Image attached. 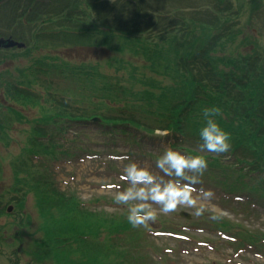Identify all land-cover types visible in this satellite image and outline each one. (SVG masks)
Wrapping results in <instances>:
<instances>
[{
	"label": "trees",
	"instance_id": "obj_1",
	"mask_svg": "<svg viewBox=\"0 0 264 264\" xmlns=\"http://www.w3.org/2000/svg\"><path fill=\"white\" fill-rule=\"evenodd\" d=\"M45 1L48 0H42ZM151 1L59 0L61 8H24L25 4H21V8H17V5L12 8L7 23L0 31L14 33L16 41L23 40L26 49L0 50L3 53L0 54V64L3 58L15 61L25 58L31 50H37L42 35L46 44L41 46L46 49L62 44L94 46L96 42H101V45L111 43L116 51L123 52L125 58L141 57L150 62L149 66L142 67L128 64L131 72H137L136 75H130V79L138 83L146 80L141 85L149 90L134 91V87L130 86L126 95L142 102L122 100L119 97L113 99V94L94 88L87 95L78 93L80 98L76 102H82L85 98L88 103V107L75 106L82 109L81 112L73 108L69 112L67 106L64 109L62 105L56 104L50 98L52 93L49 87L44 88L43 94L21 88L27 80L28 88L32 83L29 77L19 74L23 70L17 71V76H13L8 69L0 70V88H8L7 93L16 104H22L29 97H39L49 107L45 108L43 103L37 104L35 101L38 100H33L32 104L43 108L40 114L49 115L45 120L55 119L56 123L52 130L45 129L46 126L38 128L37 123H41L36 118L27 117L9 104L4 107L0 104V116L7 118L9 127L12 126L9 123L11 120L21 125L17 129V134L22 137L21 149L14 158L15 165L18 167L21 160V168L24 165L30 168L35 165L47 169L61 155L69 156L70 151L61 148H65V143L70 142V139L59 137L64 131L62 126L68 121H90L101 135H109L111 141L115 133L136 137L138 131L155 135L156 130H162L169 131L167 137L172 139L169 142L172 150L183 151L186 155H202L207 160L205 173L209 180H217L220 185L244 191L250 197H264V47L244 32L246 26L240 25L239 11L229 0L202 3L198 1L204 0H181L190 6L184 11L170 13L162 12L156 8V4L149 6ZM170 1L164 0L167 5ZM10 3L11 0H0V9ZM33 38L36 41L32 43ZM59 40L63 43L55 42ZM116 58L126 63L121 54ZM42 59L39 58L40 61ZM54 59L56 57H51V60ZM32 68L30 66L26 69L32 73ZM48 68L50 72L57 66L49 65ZM76 68L73 66V69L68 67L66 70L70 74ZM146 71L163 74L165 79L157 81L149 77ZM19 98L24 99L19 101ZM2 99L8 103L4 95ZM118 102L121 105H116ZM214 106L221 109V115L214 119L230 134V150L216 155L185 147L186 140L190 142L188 146L202 143L199 130L205 123L203 110ZM95 117L100 118V122H93ZM47 131L56 132L45 137ZM165 150L160 151L164 153ZM34 157H39L40 165L32 162ZM11 159L13 161V157ZM23 179L15 180L17 186L8 187L5 191L16 192V197L32 193L38 205L49 200L57 202L60 194L50 188L42 175H33L29 179L25 176ZM62 196L60 200L63 203L67 198ZM0 198L12 200L13 196H6L3 192ZM67 202L76 208L83 206L73 199ZM55 216L63 220L60 210L50 218ZM61 221L53 226L62 229ZM46 222L40 226L45 233L43 228H47ZM104 223L105 227L95 230L94 235L75 234L72 228V231H58L59 236L54 238L58 243L53 247L54 251L68 249L55 254L50 249L45 255L57 256L60 260L57 264H74L75 260L79 264H87L86 246L81 244V239L87 241L88 237H94L97 240L101 236V249H95L100 251V255H97L101 257V264H124L123 259L128 253L125 245H130L132 250L139 246L140 231L129 224L127 214H113L109 225ZM211 223L221 229L230 227L227 222L213 220ZM241 235L243 240L254 244L263 236L250 232H242ZM94 244L98 245V242ZM73 245L77 249L71 252ZM257 247L262 248L260 242ZM136 261L139 262L140 257ZM144 263L142 261L139 264Z\"/></svg>",
	"mask_w": 264,
	"mask_h": 264
},
{
	"label": "rangeland",
	"instance_id": "obj_2",
	"mask_svg": "<svg viewBox=\"0 0 264 264\" xmlns=\"http://www.w3.org/2000/svg\"><path fill=\"white\" fill-rule=\"evenodd\" d=\"M206 1L209 0L198 1V3ZM154 2L156 8L166 13L176 10L184 11L185 8L190 6L189 3L181 0H172L168 5L163 0H154ZM233 2L234 6H236L239 11V18L241 20L240 25L246 26L244 32L247 33L251 39L258 41L264 47V0H233ZM12 5L16 6V4H6V6L0 9V28L7 23L11 14ZM208 5L210 6L209 2ZM10 30L12 31V28ZM11 35L14 38H12ZM9 38L16 41L14 33L9 34L8 31H0V50H10L13 48L19 50L26 45L16 44L15 46L14 43H12L14 41L8 40ZM34 41H36L35 38L32 39V43ZM59 41L60 42H55L60 44L63 43L62 40ZM17 42L23 43L24 41L17 40ZM45 44L42 35L38 41V49L30 51V58L25 57L15 61L3 58L0 64V70L8 69L13 76H17V71L32 66L33 78L35 77V70H38V84L34 85L33 90L43 94L45 92L44 88L49 87L52 93L50 98L53 99L56 104L62 105L64 109L67 106L69 112H71L72 108L74 110L78 109L80 112L82 111V109L74 106L76 104L73 102V97L78 92L89 87L101 85L103 88H110L111 91L116 90L119 94H126V90H129V84L122 78L126 77L129 71L131 72L127 64L131 65L134 63L138 67H142L143 65L149 66L150 64V62L145 61L141 57L139 59H136L137 57L131 59L130 57H126L127 64L124 68H121L119 66L121 62L116 58V56L119 55L115 54L114 45L112 44H109L106 48H85L83 46L78 47L62 44L50 49L41 46ZM45 52L50 53L52 56H56V65L60 67L56 73V77L50 80H45V76L39 70L43 67L42 65L53 62V60L47 59L44 54ZM0 54L3 53L0 52ZM41 57H43V59L40 61L39 58ZM82 62L85 63L89 74L78 77V75L70 76L68 73H64L63 76L59 77L63 71L67 72V64L68 66H78ZM143 70H145V68H143ZM76 71L84 72V70L79 69H76ZM146 72L149 77L157 81L162 82L165 79L163 74H157L153 71ZM21 74L24 73L21 71ZM101 76H103L104 79H102ZM166 79L168 80V78ZM139 85L140 84H136L133 87ZM159 86L163 87L160 84ZM7 89L0 88L1 104H9L11 107L15 108V110L23 112L27 117L36 118L37 122L41 123V125L37 123L38 128H41V126H46L45 129L48 130L55 128V119L45 120L49 115L40 114V110L43 108L32 104L33 100H38L35 102L37 104H42L41 98L29 97L22 104H16L7 93ZM132 89L134 91H144L148 88L138 87ZM105 92L108 93V90H105ZM154 92L158 93L157 90H154ZM82 94H87V92ZM111 94L113 93L111 92ZM3 95L8 103L3 101ZM23 99L24 98H19V101H23ZM129 99L134 102H142L140 100L135 101L132 98ZM83 100L87 103L85 98H83ZM76 103L81 104L82 102L77 101ZM44 107L47 108L49 105L44 104ZM7 122V118L0 116V193L5 192V189L12 181L13 187H15L17 186L15 180H21L25 176L29 179L30 176L33 177V175H42L50 185V188L54 189L58 194L61 196L63 194L67 200L73 199L77 202L84 203V205L79 208L74 207L73 204L69 206L67 200L63 203L61 202L60 195L58 196L57 202L49 200L45 204L41 203L38 205L36 203V197L32 193H28L24 197L15 198V201L17 204H20V206L16 207V209H12V215V211L9 214L5 213L8 206L12 207L13 204H9L10 202L12 203V200L4 201V203L0 205V264H37V262L57 264V262H60L57 256H46L45 254L49 252L50 249L54 251L55 248L53 247L58 244L54 239L59 236L57 234L58 231L73 230L75 234L85 235L82 233H90L94 235L95 230L105 227L104 222L107 223V226L109 225L110 218L114 214L112 210L113 206L105 204L106 201L101 200L100 197L106 196L108 198H114L118 190L123 191L129 186L127 181L123 179L126 165L135 163L141 168L148 169L153 174L162 176V173H159L158 169H154L152 159L137 157H130L128 159L124 151L128 146L123 140H119L117 152L109 150L104 151L101 147L91 145L94 139L98 140L92 137L95 131L92 130V132H90V123L87 125L84 123L81 124L78 121H68L62 126L63 130L66 129L63 136L69 138L70 143H66V147L61 149L69 150L71 153L69 156L61 155L60 158L54 160L52 165L47 169L35 165H31V168L28 165H24L21 168L20 165L23 163L21 160L20 165L17 167L14 158L17 157L16 155L21 149L22 137L17 134L16 129H20L21 125L11 120L9 123L12 126L9 127ZM23 128H27V126ZM59 128H61V126ZM55 132L56 131H47L44 136L49 137ZM99 139H101L100 142H102L103 139ZM60 141L62 140L60 139ZM89 146L95 149V152L81 151L84 147ZM11 157H13V161ZM37 160L38 158H34L35 162ZM163 178L168 179L167 177ZM22 182H24V179ZM43 182L44 180L42 179V183ZM122 182L126 184V188L122 189ZM250 183L254 184L253 181ZM196 187L197 189H203L204 191H211L213 193L210 199L203 200L204 211H209L216 215L220 214V216L222 215L230 221L235 220L242 222L251 229L256 230L260 228L264 231V201L259 203V205L255 203L257 207H255V205H250V208L247 209L248 213H246L239 205V201H242L239 194L224 195L219 188L207 187L203 184L196 185ZM15 195L16 192H11L8 196L14 197ZM90 206L92 208H90ZM153 207L156 208L157 214H160L161 211L159 210V206L154 205ZM59 210L63 216L62 221L59 216L50 218L51 215ZM181 211L188 212L191 216H196L194 214L195 209L193 208L181 207ZM44 213L46 214V218L44 217ZM46 220L47 222L45 225L47 228L43 229L47 234L40 229V226H42L44 224L43 222ZM59 220L63 225L62 229L53 226V224ZM195 232H199V230L191 234L192 238L190 241L180 243L170 242V246H175L173 247L174 255L172 260L167 261L166 264H256L258 262L254 254L250 251L241 249L237 252L233 248L234 245L230 246L224 242V238L222 237H224L225 233L218 229H214L210 234L205 233L206 231L202 233ZM48 234H50V236ZM86 240L87 241L81 239V244L86 246L87 264H101V257L98 256L100 255V251H96L101 248L94 244L93 237H88ZM159 240L162 243L167 239L159 236ZM66 249L68 248L58 249L54 251L53 254L59 251L63 253ZM24 250L31 253L35 258L29 261L26 256L22 255V251ZM74 264H79V261L75 260Z\"/></svg>",
	"mask_w": 264,
	"mask_h": 264
},
{
	"label": "clouds",
	"instance_id": "obj_3",
	"mask_svg": "<svg viewBox=\"0 0 264 264\" xmlns=\"http://www.w3.org/2000/svg\"><path fill=\"white\" fill-rule=\"evenodd\" d=\"M219 115V107L203 110L205 123L199 130L201 152L219 155L227 153L231 148L230 134L214 119ZM207 164L202 155H185L170 148L155 162V167L162 176L135 163H129L124 168L123 176L129 186L123 191L118 190L114 201L118 205L127 206V221L133 228L147 227L149 222L156 220L157 210L153 205H158L159 210L165 214L174 212L179 207L193 208L194 214L200 216L204 211L203 200L213 196L211 191L196 187L202 183L201 177Z\"/></svg>",
	"mask_w": 264,
	"mask_h": 264
}]
</instances>
